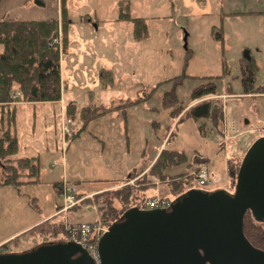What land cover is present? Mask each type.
<instances>
[{
	"label": "rangeland",
	"instance_id": "1",
	"mask_svg": "<svg viewBox=\"0 0 264 264\" xmlns=\"http://www.w3.org/2000/svg\"><path fill=\"white\" fill-rule=\"evenodd\" d=\"M119 1L65 0L72 22L67 30L66 50L61 53V74L66 88L64 113L67 103L75 104V116L69 115L72 133L65 136L62 144L59 102L46 100L17 106L16 155L38 156L40 180L18 187L0 184V244L19 235L16 245L1 250L26 248L32 236L26 230L52 216L61 218L63 226L69 217L91 220L99 215L104 219V207L100 208L95 194L83 201L85 207L76 205L70 209L67 218L54 214L57 204L63 202V193L55 189V181L72 184L79 195L100 186L104 192L128 182L138 186L143 181L149 186L148 194L164 196L167 183L146 173L151 167L146 160L155 152L160 143L158 136L170 123L158 152L173 146L190 148L196 161L202 160V154L207 155L208 168L217 175L210 189L220 184L232 190L235 180L228 173L229 165H239L250 143L264 134V0H126L131 15L145 17L147 34L139 38L134 34L133 21L120 17ZM7 2L13 3L12 9L5 8ZM60 2L45 0L41 6L28 7L23 0H1L0 18L15 17L12 14L36 19L56 15L57 9L62 10ZM84 16L92 23L86 24ZM245 53L254 57L258 65L255 86L259 88L248 92H243L239 78L240 60ZM106 68L110 71L101 72ZM178 74L186 75L176 85L184 107L171 120L161 97L172 86L170 78ZM211 76H215L219 91L190 98L191 89ZM153 87L147 103H127L147 95ZM17 98L13 101H23ZM207 101L219 105L220 127L213 117L188 116L193 106ZM90 103L117 105L114 109L120 114L115 117L111 110L81 128V108ZM126 106L129 109L122 114ZM126 119L146 127L140 130L142 137L139 129L131 131L122 124ZM74 131L78 133L73 135ZM145 162L146 171L134 170V166ZM201 165L187 157L165 172L194 175ZM130 172L132 176L124 179ZM122 177V181L113 180ZM168 194L174 198L171 192ZM86 202L90 207L86 208Z\"/></svg>",
	"mask_w": 264,
	"mask_h": 264
},
{
	"label": "trees",
	"instance_id": "2",
	"mask_svg": "<svg viewBox=\"0 0 264 264\" xmlns=\"http://www.w3.org/2000/svg\"><path fill=\"white\" fill-rule=\"evenodd\" d=\"M60 1L62 10L59 18H0V184H11L18 187L24 183L40 180L38 156L16 155L19 142L15 129L16 102L13 101L12 92L18 91L19 96L17 99L23 101H53L60 99L64 86L61 76V53L66 50L68 44L67 30L72 22L67 13L65 0ZM34 2L39 5L44 4L43 0H35ZM119 10L122 19H131L133 21V31L136 37H143L147 34L145 17L131 15L126 0L119 1ZM84 19L87 20V16H84ZM59 38L62 39L61 44ZM257 69L258 65L254 57L250 55L241 57L239 78L243 92L259 88V86H255ZM104 70L110 71L109 68H106L102 69L101 72ZM183 76L186 75L178 74L170 78L172 86L162 93V106L168 109L171 120L184 107L183 101L176 92V85L181 82ZM214 77L211 76L207 78V82L195 85L191 89L189 97L196 98L206 93L218 92ZM15 85H17V90L14 89ZM154 88L147 95L142 94L140 98L129 99L127 103L131 104L147 99L152 95ZM228 89L233 91L231 86H228ZM114 108H117V105H106L103 103H90L82 106L80 117L83 125L81 128L98 115L107 113ZM65 112L73 118L75 116V104L72 102L67 103ZM123 114H125V109ZM188 116L194 119L200 116L213 117L215 125L220 127L222 114L217 103L214 102L212 104L207 101L193 106ZM158 122L154 121V124H160ZM170 126L171 123L167 125L164 134L158 136L160 143L151 157H148V162L152 159L153 162H151V167L146 173L155 174L167 183L168 190L165 191L166 194L164 196H170L168 192H171L175 197L186 189L194 187V178L196 176L195 174L191 175L189 172H180L174 175L165 172L166 168L183 163L187 159L183 149L173 146H165L158 152L163 137L169 131ZM172 131L170 134H172ZM77 133L78 131H74L73 135ZM170 139L171 137L169 136L166 139V143ZM237 169V162L231 163L228 167V173L233 181L235 180ZM130 176H132L131 172L124 179L130 178ZM113 180L122 181L123 177ZM144 181L149 180L144 179ZM138 184L136 186V184L128 182L120 188L95 194L100 208L104 207L102 215L107 223L110 224L117 219L129 206L147 198V196L155 195L153 192L148 194L149 186L143 181ZM63 186L64 182L61 180L54 182V187L59 193L62 192ZM59 207L60 204H57L56 209ZM26 231L32 235L31 241L26 244V248L48 239H65L67 234L61 218L56 216L47 218ZM243 231L252 244L264 249V222L255 220L250 211L245 214ZM18 236L16 235L3 242L0 244V248L7 249L12 244L16 245ZM12 250H16L15 247Z\"/></svg>",
	"mask_w": 264,
	"mask_h": 264
},
{
	"label": "water",
	"instance_id": "3",
	"mask_svg": "<svg viewBox=\"0 0 264 264\" xmlns=\"http://www.w3.org/2000/svg\"><path fill=\"white\" fill-rule=\"evenodd\" d=\"M247 211L264 222V134L246 148L232 190L190 187L168 207L126 208L100 236L99 264H264V249L243 231ZM0 264L96 263L59 238L0 251Z\"/></svg>",
	"mask_w": 264,
	"mask_h": 264
},
{
	"label": "built area",
	"instance_id": "4",
	"mask_svg": "<svg viewBox=\"0 0 264 264\" xmlns=\"http://www.w3.org/2000/svg\"><path fill=\"white\" fill-rule=\"evenodd\" d=\"M12 96L14 99L17 98L19 96L18 91H13ZM60 129L63 134V138H65V136L71 135L72 133V118L65 113H62L61 116ZM195 176L194 187L210 189L213 183L217 180L216 173L206 166H200L197 169ZM103 190L104 189H99L79 195L78 191L74 189L72 184L64 182L62 190L63 202L60 203V207L56 209L54 214H62V216L67 218L68 211L70 209L76 205L83 207L85 204L83 201L85 199L93 197V194H97ZM172 199L173 198L170 196H161L159 194H155L153 196H147V198L138 201L133 205H137L140 208L168 207ZM91 204H93L92 206L96 210V202ZM89 205L90 204L86 202V208L90 207ZM108 226L109 223L105 222L104 219H101L99 215H97V218L91 220H73L69 217L64 224V227L67 230L65 239L79 242L87 249L95 263L99 264L98 241Z\"/></svg>",
	"mask_w": 264,
	"mask_h": 264
},
{
	"label": "crops",
	"instance_id": "5",
	"mask_svg": "<svg viewBox=\"0 0 264 264\" xmlns=\"http://www.w3.org/2000/svg\"><path fill=\"white\" fill-rule=\"evenodd\" d=\"M45 0H43V2H44ZM13 3H11V2H7V4L5 5V8L6 9H8L9 10V8L10 9H12V7H11V5H12ZM27 4V6L28 7H31V6H41V5H39V4H37V3H33V4H31V2L29 1V0H23V5H26ZM12 16H15L16 17V15L15 14H12ZM89 16V15H88ZM7 17H9V15L7 16ZM47 17H57V18H59L60 17V11H59V9H57V13H56V15H52V16H47ZM10 18V17H9ZM13 18V17H12ZM44 18H46V17H44ZM26 19H30V18H26ZM92 20L90 19L89 20V17H87V20L86 21H84L86 24H89V23H92L91 22ZM61 62V61H60ZM61 76H62V74H61ZM63 79V78H62ZM63 81H64V79H63ZM65 86H63V88H62V92H61V98L60 99H58V100H53V101H50V102H59L60 103V113L62 112V113H64V94L66 93V88H64ZM14 89H16L17 90V85H15L14 86ZM126 95L124 94V95H121V96H119V97H125ZM146 100L147 99H145V100H143V101H140V102H138L140 105L142 104L143 105V103L145 102V103H147L146 102ZM40 101H19L18 103L16 102V109H17V106L19 105V104H23V103H39ZM103 103H109V101H104ZM146 106V105H145ZM127 107V106H126ZM146 108V107H145ZM128 107L127 108H125V110L126 111H128ZM118 111L119 110H116V109H114V110H112L111 112L112 113H115L114 115H116L115 117H118V115L120 114V113H118ZM126 111H125V114H126ZM122 114H123V111H122ZM62 116V115H61ZM122 124H124L125 126H126V128H128V129H130L131 131H134L136 128L137 129H139V131H138V134L142 137V131H140V130H144L146 127H141L140 125H137V126H135V125H133L131 122H129V120H124V123H122ZM122 124H120V125H122ZM144 132V131H143ZM62 134V133H61ZM61 142H62V144H64L65 143V140H64V138H63V134H62V138H61ZM103 144H105V142H103ZM183 149L185 150V152H186V155H187V157H188V159H190L191 161H192V159L197 163V164H202V165H207V167H208V159H209V157L207 156V155H203L202 154V156H200L199 158H201L202 160L201 161H196V159H197V157H195V158H192L193 157V154H191V152H192V150L190 149V148H188V147H183ZM200 153V152H199ZM17 156H21V155H17ZM23 156V155H22ZM143 156H140V160H142L143 158H142ZM149 161V158L146 160V162H148ZM141 162V161H140ZM146 162L144 163V164H140L139 163V167H137V166H134V170L135 171H137L138 170V168H141L140 169V172H144V171H146L147 170V168L144 166V165H146ZM150 162H153V159L150 161ZM201 165V166H202ZM213 172H215L214 170H212ZM220 186V184L217 186V187H219ZM102 186H100V187H97V188H94V189H92V190H90V191H88V192H91V191H95V190H97V189H99V188H101ZM55 212V211H54Z\"/></svg>",
	"mask_w": 264,
	"mask_h": 264
},
{
	"label": "flooded vegetation",
	"instance_id": "6",
	"mask_svg": "<svg viewBox=\"0 0 264 264\" xmlns=\"http://www.w3.org/2000/svg\"><path fill=\"white\" fill-rule=\"evenodd\" d=\"M48 240H51V239H48ZM54 240V239H53ZM0 251H7V250H0Z\"/></svg>",
	"mask_w": 264,
	"mask_h": 264
}]
</instances>
